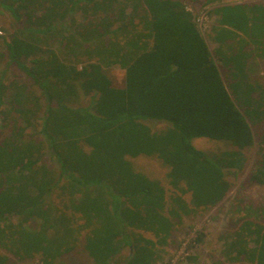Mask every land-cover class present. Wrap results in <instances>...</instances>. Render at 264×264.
I'll return each mask as SVG.
<instances>
[{
	"label": "trees",
	"instance_id": "obj_1",
	"mask_svg": "<svg viewBox=\"0 0 264 264\" xmlns=\"http://www.w3.org/2000/svg\"><path fill=\"white\" fill-rule=\"evenodd\" d=\"M183 1L0 0V264H156L176 223L224 200L243 150L258 155L247 182L264 184V87L246 73L264 58V3L204 0L212 55ZM140 155L167 167L169 195L131 166ZM233 201L210 264H264V207Z\"/></svg>",
	"mask_w": 264,
	"mask_h": 264
},
{
	"label": "rangeland",
	"instance_id": "obj_2",
	"mask_svg": "<svg viewBox=\"0 0 264 264\" xmlns=\"http://www.w3.org/2000/svg\"><path fill=\"white\" fill-rule=\"evenodd\" d=\"M229 1L234 2L235 0ZM246 1L248 3L257 1L264 3V0ZM183 4L185 10L193 15L195 23L196 17L201 15V13L208 11V19L207 17L205 19V21L208 20V22H204L203 24V26L208 25V27L203 31L204 33L202 34V37L205 42L210 45L208 48L213 54L215 47L211 48L212 45L210 44V39H208L213 25L211 19L212 15L210 13L211 7L205 6L204 0H185L183 1ZM0 21H3V18L0 17ZM77 21H80V19L78 18ZM2 23L0 25H2ZM3 32L4 30L0 26V34ZM211 34L213 35V33ZM54 49L56 50L57 48L55 47ZM6 52L7 50H4V55H2L1 59L4 62L7 59L8 63L10 61V56L8 52L6 55ZM112 68L114 70L112 72L120 76L121 71L116 66ZM250 73V77L248 76L249 80H256L263 85L262 87H264V63L260 66L255 64L250 65ZM7 77H9V75H7ZM81 97L82 96L77 95L72 97L70 106H85L87 99H83ZM143 123L147 124V126L154 131H161L166 126H171V124L166 121L158 120H144ZM1 124L2 122L0 121V140L6 136L7 131H9L7 127H1ZM191 143L198 150L213 156H216V154H223V152L230 151V149L234 150V148L227 142L211 140L208 138H194L191 140ZM243 151L244 161L239 169L231 167L224 168L225 178L230 183V190L224 200L210 210L205 212L200 211L196 215L184 217L179 223H176L171 233L172 242L160 251L156 264H210L211 261L216 259L224 260V258L221 259L223 257L221 255L223 250L222 241L219 240L218 237L227 230L236 227V224L233 223V220H230L229 216L231 207L235 202L233 201L234 198L242 197L250 203L261 204V206L264 207V184L247 182V178L249 177L251 170L254 168V163L258 158V155H256L257 152L254 148L245 149ZM130 161L131 166L136 172L143 173L150 180L159 182L166 190V194H170L172 189L167 178L168 169L159 160L140 155L136 158L130 159ZM50 162L54 167L56 166L54 162ZM242 181H245L244 183L247 186L244 190H242L240 186ZM186 199L190 200L189 195L186 196ZM55 201L57 203L60 202L59 199H56ZM75 222L77 223L76 219ZM82 233L84 234V232ZM83 238L81 239V242H83ZM8 258L13 262L15 261L11 256H8ZM82 258L75 255H67L62 257L59 261L62 264H93L89 258ZM192 258L194 259L189 260ZM84 261L85 263H83ZM22 264H40V262L36 257L35 259Z\"/></svg>",
	"mask_w": 264,
	"mask_h": 264
},
{
	"label": "crops",
	"instance_id": "obj_3",
	"mask_svg": "<svg viewBox=\"0 0 264 264\" xmlns=\"http://www.w3.org/2000/svg\"><path fill=\"white\" fill-rule=\"evenodd\" d=\"M247 1L246 0H235L234 2L232 1H224V4H238V3H246ZM248 3V2H247ZM253 3V2H251ZM256 3H263V2H256ZM211 19H212V22H213V25L211 27V31H210V35L208 36V39H210V44L212 45L211 48L215 47V50L219 47V44L214 40L213 38V35L211 33H213V28L214 26L216 25V22H217V17L212 15L211 16ZM192 22L194 23V18L192 20ZM201 39L205 42L204 38L202 37V34H200V32L198 31ZM207 46V48L210 46L208 43L205 42ZM209 49V48H208ZM212 54V53H211ZM214 54V53H213ZM212 54V55H213ZM264 63V58H258V57H255V58H251L247 61V73H248V76L250 77L251 73H250V65L252 64H255V65H262ZM259 71V70H258Z\"/></svg>",
	"mask_w": 264,
	"mask_h": 264
},
{
	"label": "built area",
	"instance_id": "obj_4",
	"mask_svg": "<svg viewBox=\"0 0 264 264\" xmlns=\"http://www.w3.org/2000/svg\"><path fill=\"white\" fill-rule=\"evenodd\" d=\"M206 17L208 19V11L203 12V13H201V15L196 17V26H198L197 29L201 34H203L204 33L203 31L208 27V25L203 26L204 22H208V20L205 21ZM197 21H198L199 25H198ZM199 26H200V30H199Z\"/></svg>",
	"mask_w": 264,
	"mask_h": 264
}]
</instances>
